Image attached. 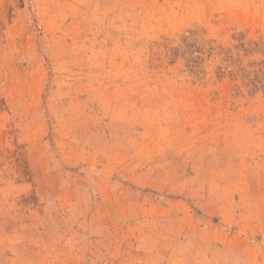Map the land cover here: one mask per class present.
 Returning <instances> with one entry per match:
<instances>
[{
    "label": "rangeland",
    "instance_id": "obj_1",
    "mask_svg": "<svg viewBox=\"0 0 264 264\" xmlns=\"http://www.w3.org/2000/svg\"><path fill=\"white\" fill-rule=\"evenodd\" d=\"M0 264H264V0H0Z\"/></svg>",
    "mask_w": 264,
    "mask_h": 264
}]
</instances>
